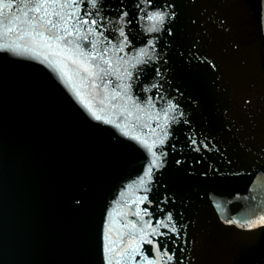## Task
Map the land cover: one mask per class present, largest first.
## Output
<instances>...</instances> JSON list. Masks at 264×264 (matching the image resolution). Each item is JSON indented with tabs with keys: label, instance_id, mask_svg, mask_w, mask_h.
Here are the masks:
<instances>
[{
	"label": "water",
	"instance_id": "obj_1",
	"mask_svg": "<svg viewBox=\"0 0 264 264\" xmlns=\"http://www.w3.org/2000/svg\"><path fill=\"white\" fill-rule=\"evenodd\" d=\"M21 2L0 17V264H264V0H61L51 47L6 31Z\"/></svg>",
	"mask_w": 264,
	"mask_h": 264
},
{
	"label": "snow or ice",
	"instance_id": "obj_2",
	"mask_svg": "<svg viewBox=\"0 0 264 264\" xmlns=\"http://www.w3.org/2000/svg\"><path fill=\"white\" fill-rule=\"evenodd\" d=\"M76 0H73V3L75 4ZM93 4H95V0H92ZM149 3H151V0H149ZM13 3L12 0H0V17H3L5 15V10H8V12H12L13 10ZM68 7L67 2H61V0H27V2H21L19 6L15 9L17 13H23V16L21 15H15L13 17H9V25L6 26L7 32L15 31L13 27H11L12 24H16L17 21H19L21 24L26 25V29H22V31L25 32L27 35H33L35 37L41 38L46 44L48 40H55V41H61L64 40L68 35H71V31L69 29V24L72 21L71 15H65L61 11H58L57 9H63ZM51 9V11H50ZM124 15H127L124 13ZM162 13H156V18L163 19ZM52 17H58V20L52 19ZM151 19V17H150ZM88 21L86 19H78L76 21V24H73V27H76L77 24H87ZM95 23V21H93ZM19 27V25H17ZM76 31L79 32V27H76ZM91 31V29H90ZM45 33H47V36H45ZM123 35V33H121ZM68 43H71V41H68ZM48 47H51L50 44H47ZM83 55V53H81ZM73 63H77V61H73ZM86 71H88L87 68H85ZM66 76L67 73H64ZM69 79H71L69 77ZM77 95L79 96L80 93L77 92ZM91 111V108H89ZM92 115L95 117L96 120H101V116L97 115L95 112L92 113ZM134 139L139 140V137H133ZM141 143L148 148L149 152L151 153V146L147 144V141H141ZM198 150V149H197ZM154 159L151 160L149 167L145 171V176H150L152 172V168L156 166V160L158 157L155 156V153H151ZM143 182V178H142ZM168 221L172 220L171 215L167 217ZM159 226L168 227L167 224H158ZM155 232V229H153ZM151 243V241H149ZM113 241L109 240L108 250L109 253H113V247H112ZM159 249L157 248V251ZM168 250L165 248L164 253L162 254L161 258L167 259V261H172L175 259V252H173L172 255H168ZM108 264H112V259L110 258L108 261ZM116 264H120L119 260H116ZM149 264H154L153 261H149Z\"/></svg>",
	"mask_w": 264,
	"mask_h": 264
}]
</instances>
